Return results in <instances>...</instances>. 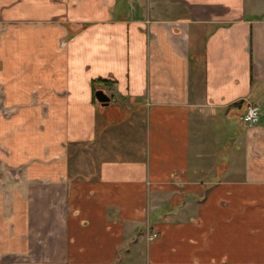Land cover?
I'll list each match as a JSON object with an SVG mask.
<instances>
[{
  "label": "crops",
  "instance_id": "1",
  "mask_svg": "<svg viewBox=\"0 0 264 264\" xmlns=\"http://www.w3.org/2000/svg\"><path fill=\"white\" fill-rule=\"evenodd\" d=\"M0 264H264V0H0Z\"/></svg>",
  "mask_w": 264,
  "mask_h": 264
},
{
  "label": "built area",
  "instance_id": "2",
  "mask_svg": "<svg viewBox=\"0 0 264 264\" xmlns=\"http://www.w3.org/2000/svg\"><path fill=\"white\" fill-rule=\"evenodd\" d=\"M260 119V107L255 103H248L244 112L240 115V120L247 126H255Z\"/></svg>",
  "mask_w": 264,
  "mask_h": 264
},
{
  "label": "rangeland",
  "instance_id": "3",
  "mask_svg": "<svg viewBox=\"0 0 264 264\" xmlns=\"http://www.w3.org/2000/svg\"><path fill=\"white\" fill-rule=\"evenodd\" d=\"M260 117H261V113H260ZM114 140L106 141L107 146L113 147L112 149H107V150H113L116 151V153H120L126 150L127 147H129V144L125 140H120V139L117 140L116 138Z\"/></svg>",
  "mask_w": 264,
  "mask_h": 264
},
{
  "label": "water",
  "instance_id": "4",
  "mask_svg": "<svg viewBox=\"0 0 264 264\" xmlns=\"http://www.w3.org/2000/svg\"><path fill=\"white\" fill-rule=\"evenodd\" d=\"M95 97L98 102L107 105L110 102V97L102 90L95 92Z\"/></svg>",
  "mask_w": 264,
  "mask_h": 264
},
{
  "label": "trees",
  "instance_id": "5",
  "mask_svg": "<svg viewBox=\"0 0 264 264\" xmlns=\"http://www.w3.org/2000/svg\"><path fill=\"white\" fill-rule=\"evenodd\" d=\"M238 105H239V103H238Z\"/></svg>",
  "mask_w": 264,
  "mask_h": 264
}]
</instances>
